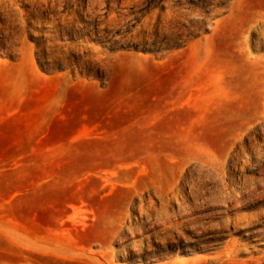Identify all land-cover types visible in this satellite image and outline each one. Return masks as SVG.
<instances>
[{
  "label": "rangeland",
  "instance_id": "374dc122",
  "mask_svg": "<svg viewBox=\"0 0 264 264\" xmlns=\"http://www.w3.org/2000/svg\"><path fill=\"white\" fill-rule=\"evenodd\" d=\"M0 264H264V0H0Z\"/></svg>",
  "mask_w": 264,
  "mask_h": 264
}]
</instances>
